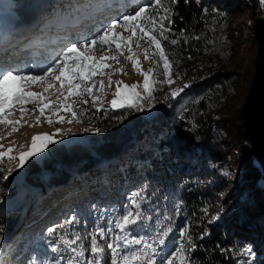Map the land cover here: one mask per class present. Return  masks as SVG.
<instances>
[{"label": "trees", "instance_id": "1", "mask_svg": "<svg viewBox=\"0 0 264 264\" xmlns=\"http://www.w3.org/2000/svg\"><path fill=\"white\" fill-rule=\"evenodd\" d=\"M241 2L161 0L157 8L155 0H147L140 5H151L149 14L157 21L168 16V20L164 21L165 26L170 28L164 33L167 39H158L168 58L184 65L185 73H189L186 79L189 87L175 97L159 94L150 98L149 102L143 98L136 100V104L143 106V111L125 103L117 110L95 113L80 103H74L76 112L89 113L88 121L93 128L101 130V141H86L85 144L62 148L60 153L48 159L30 160L18 184L2 182L5 171H0V195L21 193L23 208L31 216L37 212L41 196L68 186L69 180L74 177L86 176L94 182L106 180L112 168H118L117 173L122 172L111 187H96L93 190L95 185L92 184L88 193L69 203L46 226L27 233L29 241L25 246H19L20 249L17 242L3 243L0 246V264H31L34 258L39 264L43 257L38 253L39 244L48 248L50 240L62 236L74 239L75 233H79L84 242L85 260H90V241L95 234L93 229L98 216L101 219L104 216L102 211L111 210L118 221L132 207V200H141L139 196L143 189L141 212L148 229L140 228L130 235L132 239L152 242L151 237L164 227L170 226L172 229L166 239L168 247L154 257L156 264L162 261L166 264L171 252L185 242L180 237V231L185 228L195 246V250L188 253L192 264H238L240 257L236 253L246 246L251 247L253 264H264V175L251 156L249 144L238 126L235 128L238 147L229 148L231 140L227 127L231 116L229 109L234 107L235 102L240 105L244 102L254 70L242 79L247 87L236 89L234 86L232 92L229 91L231 83H234L232 77L236 76L216 71L221 65L220 59L215 57V50H209L207 45L211 23L218 20L224 25L228 24L225 16L239 15L243 11V4L249 6L252 20L259 16L258 0ZM165 8L168 9L167 13ZM135 10L125 15L134 14ZM143 24L150 26L147 18ZM118 28L131 34L123 27ZM226 28L227 33L223 32L222 35L225 40L231 41L230 36L234 37L236 31L232 29L230 34V24ZM251 38L255 42L253 34ZM173 39L177 43L173 44ZM226 48V52H229L228 45ZM193 63L203 65L207 71L205 77L200 78L189 71ZM98 76H93L91 83ZM85 97L86 94L76 98ZM238 116L239 110L233 117L237 125ZM235 161L241 165L239 181L232 186V192L229 191L227 197H221V192L229 190L231 164ZM123 166L126 168L123 169ZM104 171L107 175L103 174ZM246 191H250V194H245ZM72 192L76 191H67L69 195ZM252 205L255 206L252 208ZM31 216L23 222L18 217L1 213L0 239L7 236L15 222L20 221L19 226H28L36 218ZM69 219H73L72 224H66ZM259 219L262 222L260 225ZM61 224L65 227L48 232L49 228ZM97 240L106 248L99 238ZM138 246L137 251H140L142 244ZM185 246L190 247L187 243ZM109 258L110 251L106 249L104 259ZM146 260L138 262L146 264Z\"/></svg>", "mask_w": 264, "mask_h": 264}, {"label": "rangeland", "instance_id": "2", "mask_svg": "<svg viewBox=\"0 0 264 264\" xmlns=\"http://www.w3.org/2000/svg\"><path fill=\"white\" fill-rule=\"evenodd\" d=\"M145 1L147 0H0V65H5V68H10L9 66L15 60L25 57V59L41 60L42 67L38 70L43 71V69L56 60L57 55L71 43H83L86 39H91L92 37L102 34V31L113 21L120 20L128 11L137 9L140 5L145 3ZM238 1H242V4L246 2V0ZM258 1L260 4L259 16H264V4H262L260 0ZM28 2L30 4H28ZM242 6L243 11L239 15H231L230 17L225 16L228 24L224 25L223 22L218 20L212 22L210 33L207 37L209 38L207 40L209 50H215V57L219 58V62H221L220 67H218L216 71L230 73L236 76L232 77V82L234 83L229 81L231 83V85L229 84L231 86L229 91L231 92L234 86L236 89L247 87L244 85L242 79L245 78L246 74L253 73L257 50L256 43L252 41L251 38L253 34L251 29L253 24V20L251 19L252 12L248 8L249 6L245 7L244 4ZM218 19L220 18L218 17ZM231 23H233V25H231ZM229 24L230 34L232 29L236 31L234 37L232 35L230 36L231 41L230 39L229 41L228 39L225 40V36L222 35L223 32H226V27L229 28ZM118 27L115 29L117 36H123L124 39L127 40L131 34L120 31ZM148 28H151V25ZM153 34L156 35L157 38L161 37L158 29ZM138 35L142 34L138 33ZM136 39V37L133 38L134 43L131 47L136 54L135 59H138L140 62V72H138L133 67V64L127 60V57L131 55V53L127 51V48L124 49L123 56H120L115 49L114 43L110 45L112 51H108V45H105L104 47L106 48L104 49H101V46H97L90 55L96 58L106 55L118 56V61H107L110 67L104 68L103 75H99L92 83L95 84L96 87L93 89L91 96L85 93V98L74 97L68 100V103H72L73 105L74 103H80L82 107H85L90 112L94 111L95 113L99 111L106 113L111 110H117L119 107L113 108L111 101L113 99H119L114 95L118 82H122L123 85L128 86L137 85V90L141 93V97H148V93L143 90L144 76L141 72H148L149 69H154L155 71L154 74L150 75L152 79V81H150L152 91L151 97L144 99L147 102L151 100L150 98H154L159 94L172 95L174 91L186 89L187 87H184L185 85L189 87L186 81V79L189 78V73H185L186 69L185 67L182 68L184 65L181 64L180 61L168 58L171 64V70L170 75L166 76L164 74L163 61L159 59L158 54L152 55L150 59H145L144 57L143 53L145 49H148L149 52L152 53L155 52V47L146 43L145 41L147 38H145V40L139 41L141 47L137 48L135 45ZM221 44H223L222 49H220ZM227 45L229 46V52L225 50L227 49ZM30 50L31 52L29 53ZM165 54L168 57L166 52ZM8 57L11 58L8 59ZM121 70L123 71L121 72ZM189 71L194 72L196 75L200 76V78L205 77L207 73L200 63H193V66L189 67ZM20 73L24 74L22 72ZM41 73L42 72L30 75H38ZM109 80H111L110 87ZM101 81L104 83L102 91L100 90ZM45 87H47V81L35 85H25V91L42 93L45 102L52 105V107L45 110L43 117L40 116L38 111L42 105L39 100H36L27 105H15V114L8 116L10 120L21 121V126L17 131H13L12 125H0V152L7 153V150L11 148L13 151L8 155L16 158L9 161L8 155H5L0 159V171H5L2 176V182L18 184V182L23 179L26 167L32 159L41 161L60 153L62 148L66 149L76 144H85L86 141L95 143L96 140L101 141L103 139L101 130L93 128L91 122L88 121L89 113L80 114L75 111L77 108L75 106H73V109L77 113L76 116H73L72 112H65L63 110H60L58 115L53 116V112L57 111L56 105L58 102L63 101V96L60 91H57L59 87L58 82L56 87L49 92H44ZM181 92L182 91H180L179 94ZM85 100H87V103H84ZM125 103L130 104L131 101H125ZM243 104L244 102L241 105L235 102V104H233L234 107L229 109V115L231 116L229 117L227 127H229V141L231 140L228 143L230 149H236L238 147L235 135V128L238 125L235 124L236 120L233 117L238 113V110L240 111ZM22 107H26L28 111L24 113L23 119L21 120L20 109ZM34 109L36 111H33ZM49 117L53 120L51 124L47 122V118ZM61 118L62 122H56ZM232 118L234 120H232ZM38 119L40 120L39 124H37ZM236 123H238V121ZM43 134L53 136L57 143L50 144L43 153H38L36 156L30 157L25 162L24 166L20 167V154L29 150L33 136ZM233 155L236 154L233 153ZM125 168L126 166H123V169ZM9 169L11 171H9ZM117 169L112 168L110 174L105 177L107 178L106 180L91 182L86 176H77L72 179L73 181L69 180L68 186H62L54 189L49 194H44L41 196L42 200L37 204V212L32 215L36 216L35 220L26 227L19 226L18 224L20 221L24 222L26 219L29 220L31 216V213L28 214L25 212V207L23 208L21 193L0 195V214H8L10 217H18V219H20L19 222H15L13 226H11L7 236L0 239V246L6 243V241H8L7 243L12 241L17 242L18 249H20L19 246H25L29 241L27 233H33V231L40 230L43 226H46L48 224L47 222L53 220L63 208L66 209L69 203L79 200L83 194L88 193L89 189L92 188V184L95 185L93 187V190H95L96 187H103V189L111 187V183L117 182L119 179L117 175L122 173H117ZM231 170L232 173L229 178L230 184L228 185L229 190L228 192H221V197L222 195L227 197L226 195L232 190V186L239 181L241 175L240 163H238V161L232 162ZM105 171L103 174L107 175ZM71 189L76 192H72L69 195L67 191ZM78 190L80 191L78 192ZM82 191L83 193H81ZM250 191H246L245 194H250ZM143 195L144 189L141 190L139 198ZM254 206L255 205H252V208ZM255 213H258V211ZM101 214L104 216H102L101 219L100 216H98L96 224L94 225L95 230L93 229V231L96 233L98 229L105 230L106 234L104 239L97 236L102 244L106 245V243L112 242L118 235H126L115 227L117 219L111 210L102 211ZM144 222V219L140 221V223L143 224V228L148 229V226L144 224ZM261 223L259 219V225ZM109 228L112 229L111 232H108ZM66 239L70 238L66 237ZM128 239H132V237L129 235ZM85 240L87 241L86 238H84V241ZM78 242H82L84 245L82 240ZM120 243L123 244L124 241H120ZM80 244L77 243L73 247L79 250ZM56 245H59L60 249H64V245L60 243V238L52 241L50 240L48 248H44L39 244L37 247L39 250L38 253L43 255L40 261L48 260L49 264H55L53 258L59 256L61 258L59 264H67L68 260L75 256V253L71 251L52 252V246ZM138 248L139 246L134 244L125 252L121 253L130 254L131 252L137 251ZM36 261L38 264L37 259ZM87 261L85 257L83 260L77 258L78 264H87ZM135 264L140 263L135 262Z\"/></svg>", "mask_w": 264, "mask_h": 264}, {"label": "snow or ice", "instance_id": "3", "mask_svg": "<svg viewBox=\"0 0 264 264\" xmlns=\"http://www.w3.org/2000/svg\"><path fill=\"white\" fill-rule=\"evenodd\" d=\"M264 4V0H260ZM161 0H155V5L157 8L160 6ZM111 6V5H109ZM149 6H139L134 14L124 15L120 20L113 21L105 30L102 31V34H99L91 39H86L83 43H71L67 46L61 54L54 60L51 64L46 66L41 74L30 75V74H21L19 71L5 68L0 66V125H12L13 131H17L21 126L20 120H10L8 119L9 115L15 114V105H27L30 103L39 100L41 107L38 109L41 117L44 116L45 110L52 107L51 104L46 103L42 93H35L31 91H25V85H35L38 83H43L47 81V87L44 88V92H49L51 89L56 87L58 82L59 87L57 91L61 92L63 96V101L58 102L56 105L57 111L53 112V116L59 114L60 110L65 112H72L73 116H76L77 113L73 109V104L68 103V100L71 97L83 96L87 93L91 96L93 89L96 87L95 84L91 83L92 77L96 75H103V69L110 67L107 63L109 60H117L118 56H101L96 58L90 53L97 46L108 45V51H112L110 45L115 44V49L120 56H123L124 49L127 48V51L131 53L127 57L133 67L140 72V62L138 59H135V53L132 50L131 45L134 43L133 38L136 37L135 45L137 48L141 47L139 41L147 40L146 43L153 45L155 47V52L150 53L148 49L144 50L145 59H150L152 55H159V59L163 61L164 74L166 76L170 75L171 64L168 60V57L165 54L164 49L161 46L160 39L157 38L155 33L157 31V23L159 24V35L164 39L167 37L164 35L165 32L170 31V28L165 26L164 21L168 20V16L165 15L160 18L159 21L149 14ZM164 11L167 13L168 9L165 8ZM145 18L148 19L151 28L146 27L143 24ZM120 26L123 27L125 31L131 33L127 40L123 36H117L115 29ZM141 33L142 35H138ZM173 44L177 43L175 39L171 41ZM123 70H121L122 72ZM154 69H149L148 72H141L144 76L143 90L148 93V97H141V93L137 90V85H123L122 82H118L117 88L115 91V97L119 99H113L111 105L115 107H124L125 101H131L127 106L135 107L138 111H143V106L135 103L139 99H148L151 97V85H150V75L154 74ZM58 73V74H57ZM74 81H79L78 83ZM111 86V80H109V87ZM184 87H188L185 85ZM83 88V91L81 89ZM104 88L103 81L100 82V90ZM183 89H179L172 93V96L175 97ZM75 102V101H74ZM73 102V103H74ZM87 103V100L84 101ZM28 111L26 107L20 109L21 120L23 119L24 113ZM33 111H36L35 109ZM49 124L53 123V120L49 117L47 118ZM56 122H62V118ZM40 123V120H37V124ZM11 134V133H9ZM57 141L51 135L43 134L32 137L31 146L28 151L22 152L19 156V165L23 167L25 162L33 156H36L38 153H43L50 144H56ZM13 149L9 148L7 153L0 152V159L5 155L11 153ZM9 161L16 159L11 155H8ZM9 171H11L9 169ZM132 200V207L126 211L121 218L115 222V227L120 230L121 233H125L124 236H116L112 242L106 243V248L102 247L97 240V236L101 239L105 238V230L98 229L95 234L92 235L90 241V251L92 254V259L87 261V264H135V262L143 261L145 258L146 264H156L155 256L160 255L165 251V248L168 247L166 244V239L169 236V233L172 231L171 227H164L162 231H158L153 237H151L152 242L142 241L141 239H128V236L132 233L138 231L143 227V224L139 223L144 219L141 212V202ZM150 218V217H149ZM73 219L66 221V224H72ZM65 225L61 224L48 229L49 233L57 231V228H64ZM112 229L109 228L108 232H111ZM180 237L184 239L185 242H181L178 247H176L169 257L166 258V264H192V259L188 253L195 250L192 239L188 236V229H182L180 231ZM81 236L79 233H75L74 239H66L63 236L60 238V243L64 245V249H60L59 245L52 246L51 251L57 253L59 251H71L75 253V256L68 260L67 264H78L77 258L83 260L85 257V247L83 243L80 244L79 250L76 247H73L77 244L78 241H81ZM120 241H124L123 244ZM190 247L186 248L185 244ZM141 245L142 249L140 251H134L130 254H123L132 245ZM159 247V252L157 251ZM110 251V258L108 260L104 259L105 250ZM240 259L238 264H253V253L250 246H246L236 253ZM55 264H59L61 259L59 256L53 258ZM31 264H37L36 260H33ZM39 264H49L48 260L40 261ZM164 264V261L161 262Z\"/></svg>", "mask_w": 264, "mask_h": 264}, {"label": "water", "instance_id": "4", "mask_svg": "<svg viewBox=\"0 0 264 264\" xmlns=\"http://www.w3.org/2000/svg\"><path fill=\"white\" fill-rule=\"evenodd\" d=\"M251 29L257 51L254 73L239 111L238 128L249 144L251 156L264 174V16L255 17Z\"/></svg>", "mask_w": 264, "mask_h": 264}, {"label": "bare ground", "instance_id": "5", "mask_svg": "<svg viewBox=\"0 0 264 264\" xmlns=\"http://www.w3.org/2000/svg\"><path fill=\"white\" fill-rule=\"evenodd\" d=\"M29 2H30V1H29ZM29 2H28V4H30ZM9 67H10V66H9Z\"/></svg>", "mask_w": 264, "mask_h": 264}]
</instances>
